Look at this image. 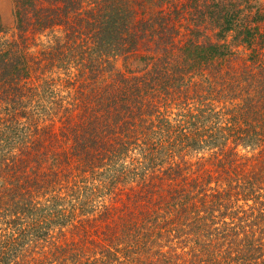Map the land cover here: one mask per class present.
<instances>
[{
  "label": "trees",
  "instance_id": "obj_1",
  "mask_svg": "<svg viewBox=\"0 0 264 264\" xmlns=\"http://www.w3.org/2000/svg\"><path fill=\"white\" fill-rule=\"evenodd\" d=\"M0 264H264V0H11Z\"/></svg>",
  "mask_w": 264,
  "mask_h": 264
},
{
  "label": "rangeland",
  "instance_id": "obj_2",
  "mask_svg": "<svg viewBox=\"0 0 264 264\" xmlns=\"http://www.w3.org/2000/svg\"><path fill=\"white\" fill-rule=\"evenodd\" d=\"M12 8L11 0H0V20L6 28H11L13 25Z\"/></svg>",
  "mask_w": 264,
  "mask_h": 264
}]
</instances>
